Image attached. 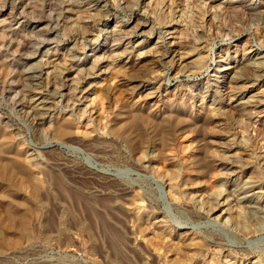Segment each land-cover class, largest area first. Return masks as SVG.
Wrapping results in <instances>:
<instances>
[{"label":"rangeland","instance_id":"rangeland-1","mask_svg":"<svg viewBox=\"0 0 264 264\" xmlns=\"http://www.w3.org/2000/svg\"><path fill=\"white\" fill-rule=\"evenodd\" d=\"M213 3L0 0L3 264H264V232L245 236L231 228L237 217L211 216L222 174L213 164L223 153L216 141L237 153L241 182L259 180L264 191V106L236 109L232 78L217 83L222 66L264 56V0ZM177 29L185 43L179 53L189 54L183 62L165 49ZM121 34L128 39L118 43ZM142 44L164 52L134 70L126 61ZM92 55L107 59L102 73ZM34 70L45 74L40 91L29 80ZM89 74L88 92L68 105L63 78L72 93ZM248 81L244 92L264 95V68ZM205 90L217 106L199 96ZM38 92L55 102L41 127L29 109ZM187 236L203 248L182 244Z\"/></svg>","mask_w":264,"mask_h":264},{"label":"bare ground","instance_id":"bare-ground-1","mask_svg":"<svg viewBox=\"0 0 264 264\" xmlns=\"http://www.w3.org/2000/svg\"><path fill=\"white\" fill-rule=\"evenodd\" d=\"M201 1L205 5H208V6H210V5L212 6L216 2L215 1L213 3V0H201ZM100 9H103V8L101 7ZM250 11H251V13L254 16H257L258 14H260V11H259V9L257 7L251 8ZM172 34H173L172 35L173 38H171V41L168 40L169 42H167V43H169V44L165 46V49H166V51H170L172 53V55H174L173 58H175V59L178 58L181 62H183L185 59H187L189 57L188 56L189 54L185 53V51L179 53V50L182 49V51H183V45L185 44L184 41H183V37H182L183 30L177 29ZM121 35H119V36H121ZM127 39L128 38H126L124 36L122 38L118 37V39H116V42L119 41L118 43H121V42H123V41H125ZM160 44H158V45H160ZM142 46H144V44L138 46L139 49H135L132 52V54H131L132 57L128 58L129 55H125L126 59L128 58V61H126L128 67L130 66L133 69L134 68H137V69L141 68L142 69V67L144 68V67H148V66L150 67V65L152 66L155 62H157V58L159 57L160 53L164 52V50H163L164 47L163 46H158L157 47L155 45L157 49H155L154 47H153L154 49H152V47L150 49H145V48L143 49ZM111 53H112L111 57L115 58L116 54L114 53V51H112ZM67 56H68V59L69 58L70 59L71 58L75 59L76 53H75V51H71L70 50L68 52ZM95 56H96V53H95ZM95 56H93L95 58L96 62H97V66L95 64V70H96V67L97 68L99 67L100 68L99 70L102 73V70L104 68H106L104 66V64L107 63L106 62L107 59H104L103 57L102 58L100 57L99 60H98L97 57H95ZM225 62H226V60H225ZM91 64H92V62H91ZM54 65H56V64H54ZM224 67H225V65L222 66L221 69L218 71L219 79H218L217 83L218 84L222 83V79L224 78V75H226V77H231L232 78L233 86L228 88V91H227L229 96H230V98H231V100H230L231 105L234 108H236V109L245 110V111L249 110V109H252V108L256 109V108L263 107L264 106V95L258 94L256 92L255 93L246 92V91L244 92V85L243 84H247L249 82L248 80H254V81L257 82L261 78L262 71H263V68H264V56H262L260 54H256V55L249 54L246 57H243V58H241L239 60H233V61L229 62V64L226 66V68H224ZM53 71H55V70H53ZM54 73H56V72H54ZM54 73H53V76L50 78L51 81H56V79H57V74H54ZM44 75L45 74H44V72L42 70H38V71L34 70V71H30L29 72V75H28L29 76V80L31 81V85H32L34 90H36V91L39 90L40 91L41 86L43 84ZM89 77L90 78L87 79L83 83V87L82 88L79 86L76 90H73L72 93H70L71 88L67 84L65 78H63V82H62L63 83V88L61 89V92H65V95H67L68 105H74V100L75 99L77 100V97L80 94H85V93L88 92V89L86 87L90 86V84H89L90 82L88 83V81H90V79H92V75L89 74ZM69 81L73 83L72 80H69ZM240 84H242L243 86H241ZM71 87H72V85H71ZM51 89L54 90L53 87ZM199 96L201 98H205V99L209 98L213 102L212 103L213 106H217V103H219L216 100V97L214 96V93L211 90L201 91ZM49 97H51V98H49ZM49 97L48 96H43L40 92H38L36 94V98H35L34 103L31 106H29L30 107L29 108L30 109V115L33 116V120L37 124L38 127H41L43 125L45 126L46 123H47V119L55 114V102H54L53 96L49 95ZM220 126H221V124H220ZM64 129H66V128H64V127L61 128V130H64ZM214 143H216V150L218 151V153H222L223 152L224 154L223 153H222V155L219 154V157L216 158L215 159L216 161H214V162H213V160H211V163L213 162L214 165L220 167L221 170H222V174L220 175V180H219V183H218L219 186H217L215 188L216 190L214 191V195L212 196V202H211L212 215L211 216H215L216 214L221 212L220 214L216 215V217H217V219H220L222 221L224 220L225 222H227L229 220H232V217H237V220L234 222V225L232 224L233 227H231V228L233 230L237 229L238 231L243 233L245 236H253V235L256 236L257 234H260V233L264 232V191H263V188H261V182L259 180H254L253 178H252L253 180L252 179H248L245 182H241L240 176H238V175L242 171V169H244V167L239 165V162H238V160L236 158L237 153L234 151L232 146L229 145V144L226 145L225 143H220V141H216ZM205 157H207V155H205ZM202 160H205V159H202ZM224 185H229L230 186L231 193H225V191L223 192L222 188H223ZM63 194H64V191H63ZM177 194H178V192L176 194L173 192V194H172L173 199H177V197H176ZM26 204L28 205V202H26ZM26 204H23V208L24 209H27V205ZM232 204H235V205H232ZM28 206H29V208H31L30 205H28ZM28 211H29V209H28ZM21 212L23 213V211H21ZM24 213H25V211H24ZM208 214H209V211H207V215ZM92 215L93 214L91 213V216ZM98 218H100V217H98ZM25 221H28V220L25 219L24 222H23V226L26 229L28 227V223L29 222L25 223ZM160 222H158V221L156 222L158 224V226H159L158 228H160L163 231H165L164 233L166 234L167 228H166V230H164L165 228ZM26 225H27V227H25ZM96 225H98V224H96ZM104 226L105 225H103V227ZM96 228H97V226H96ZM110 229L111 228L109 227V230ZM103 230L104 229L102 228V231ZM106 230L107 229H105V231ZM107 232H106V234H108ZM110 232H113V231L110 230ZM104 234H105V232H104ZM110 236H111V239L118 237L116 235L114 236V234H111ZM18 238H20V237H18ZM113 240L116 241V239H113ZM180 240H181L182 244L183 243L191 244V246H193L192 250H195V251L199 250V248L201 246L200 243L204 246V244H203L204 241H202L201 239H200L201 241H197V238H194V237H188V236L187 237H182V238H180ZM15 241H17V240H15ZM27 241H29V238H28ZM115 241H114V243H117V244L119 243V242H117L118 240L116 242ZM16 245H17V243H16ZM1 246H2V244H1ZM12 248H14V247H12ZM202 248H200V249H202ZM115 249H116L115 251L117 253V251H118L117 249H119V246H118V248H115ZM112 250L114 251V249H112ZM5 251H7V250H5ZM13 252H15V251H13ZM13 255H15V254H13ZM1 257L2 256H0V264L1 263L3 264ZM9 257L10 256L7 255L6 258L9 259Z\"/></svg>","mask_w":264,"mask_h":264}]
</instances>
